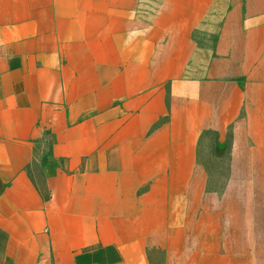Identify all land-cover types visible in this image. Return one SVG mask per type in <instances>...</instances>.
Returning <instances> with one entry per match:
<instances>
[{"label": "crops", "instance_id": "0c3cea01", "mask_svg": "<svg viewBox=\"0 0 264 264\" xmlns=\"http://www.w3.org/2000/svg\"><path fill=\"white\" fill-rule=\"evenodd\" d=\"M147 11L0 0V264H232L197 148L264 157V0Z\"/></svg>", "mask_w": 264, "mask_h": 264}, {"label": "rangeland", "instance_id": "374dc122", "mask_svg": "<svg viewBox=\"0 0 264 264\" xmlns=\"http://www.w3.org/2000/svg\"><path fill=\"white\" fill-rule=\"evenodd\" d=\"M166 0H138V8L147 12L161 9ZM210 24L218 25L221 15L208 17ZM145 30V29H144ZM194 36L200 46L214 45L215 33L196 31ZM168 86V85H167ZM232 131L226 133V139L218 144V134L214 130L201 133L197 148V160L205 173L206 195L220 196L222 204L216 211L223 212L224 230L217 240L228 253L232 264H264V157L252 156L250 163L232 167L231 161ZM51 133H45L40 151L48 152L52 145ZM43 158L42 155L39 156ZM66 165V160L62 159ZM36 182L45 193L43 179L40 177L39 164L31 166ZM155 264H164L161 252L156 254Z\"/></svg>", "mask_w": 264, "mask_h": 264}, {"label": "trees", "instance_id": "16d2710c", "mask_svg": "<svg viewBox=\"0 0 264 264\" xmlns=\"http://www.w3.org/2000/svg\"><path fill=\"white\" fill-rule=\"evenodd\" d=\"M217 134H218V133H217ZM219 138H220V136H219V134H218V139H217V142H218V144H221V142H220ZM52 143H53V142H52Z\"/></svg>", "mask_w": 264, "mask_h": 264}]
</instances>
